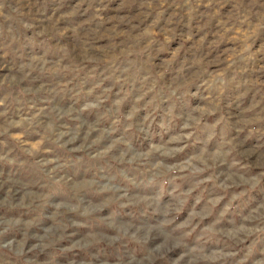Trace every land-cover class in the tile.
Instances as JSON below:
<instances>
[{"label": "rangeland", "instance_id": "374dc122", "mask_svg": "<svg viewBox=\"0 0 264 264\" xmlns=\"http://www.w3.org/2000/svg\"><path fill=\"white\" fill-rule=\"evenodd\" d=\"M0 264H264V0H0Z\"/></svg>", "mask_w": 264, "mask_h": 264}]
</instances>
